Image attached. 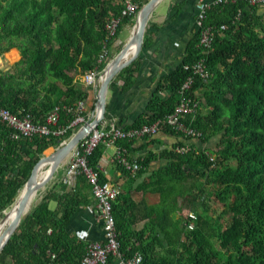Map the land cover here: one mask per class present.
<instances>
[{
	"label": "trees",
	"instance_id": "trees-1",
	"mask_svg": "<svg viewBox=\"0 0 264 264\" xmlns=\"http://www.w3.org/2000/svg\"><path fill=\"white\" fill-rule=\"evenodd\" d=\"M132 1L137 4L134 12L122 14L124 0H0V55L10 48L20 53L9 71L0 72V106L11 112H30L35 121H43L58 105V125L69 123L73 113L65 107L78 100L85 101V115L92 113L96 99L87 104V97L96 86H85L75 76L101 72L119 51L124 43H118L115 51L110 48L122 28L133 25L147 0ZM189 1L194 6L195 23L197 0ZM185 2H173V16ZM111 18H118L113 34L106 28ZM147 24L141 49L150 47V26L156 27L150 19ZM202 24L213 28L210 46L199 44L195 26L180 62L159 77L144 111L130 125L115 121L128 129L163 120L177 104L182 84L192 78L186 93L198 104L182 120L199 131V137L162 123L159 130L184 140L158 154L149 150L135 159L127 151L134 139L115 141L125 148L127 159L138 164L131 173L116 161L118 169L127 173V183L111 209L118 252L122 258L139 253L140 264H264V5L242 1L213 5ZM103 49L106 56L99 62ZM140 61L138 54L108 88L114 89L119 81L121 91L130 88ZM197 61L205 64L206 77L193 72ZM104 119H112L107 104ZM11 132L0 123L1 217L42 152L58 147L74 131L69 128L60 137L36 134L31 138H13ZM216 135L218 140L210 147L186 142L193 137L206 142ZM105 145L100 141L93 148L87 156L89 166L98 168ZM181 146L187 149L178 151ZM153 160L160 164L149 170ZM53 180L9 236L0 251V264H76L83 256L88 241L71 236L66 225L77 209L88 203L91 186L82 173L75 175L72 185L63 178ZM99 181H106L101 172ZM147 194L154 195L157 202L148 203ZM205 197L221 203L219 213L215 208L209 212ZM184 208L195 214L192 228L187 227ZM228 212L235 220L232 232V223L228 226L231 233H225L219 221ZM113 261L116 258L109 253L106 264Z\"/></svg>",
	"mask_w": 264,
	"mask_h": 264
},
{
	"label": "built area",
	"instance_id": "built-area-1",
	"mask_svg": "<svg viewBox=\"0 0 264 264\" xmlns=\"http://www.w3.org/2000/svg\"><path fill=\"white\" fill-rule=\"evenodd\" d=\"M242 1L250 5H264V0H197L195 4L196 15L195 23L199 29V44L207 48L210 46L213 39V28L210 25H203V20L206 16V11L213 5L220 3H228ZM137 4L132 0H124V8L122 14H130L134 12ZM118 18H111L106 24V28L109 34H113ZM220 28H224L223 25ZM107 50L98 55L97 60L100 62L105 59ZM187 68V65L184 66ZM194 73H198L202 77L207 76V71L204 69L202 61H197L192 65ZM100 78V72L92 70L81 77V82L85 86H95L97 79ZM192 78L188 77L180 88V97L175 105L173 111L167 114L163 120H156L151 124H141L137 127H131L123 129L116 125L113 119L100 120L97 126L93 127L75 147L71 150L68 157L67 164L65 165L63 180L72 185L75 179V175L82 173L88 183L91 186V192L96 201L97 213L102 220L103 239L91 240L86 244V249L83 256L78 260L76 264H106L107 255L112 253L117 258V264H140L141 255L136 253L130 258H122L118 252V240L114 228V218L112 215V202L120 192V187L114 183L99 181L98 168L89 166L87 156L91 153L93 148L103 141L106 145L115 144L118 139H138L144 135H154L159 131L162 123L168 124L184 132L186 135L198 136L199 131L186 125L183 122V118L187 114H191L196 108L198 102L186 93V89L190 87ZM67 111L73 113L72 119L67 125H58L57 120L59 117L60 107L55 106L44 118L43 121L34 120L30 112L18 110L17 112H11L7 108L0 106V123L9 127L12 132L11 137L17 138L24 136L31 138L33 135H53L63 136L66 131L71 128L75 132L79 126L85 122V120L93 116V112L85 115L86 105L84 100H78L73 106L65 107ZM73 132V133H74ZM67 140H63V144ZM178 151H184L187 148L184 146L177 147ZM115 160L123 168L131 173H134L138 168L137 162L129 160L123 154L121 147H116L114 154ZM187 218L189 219L187 227L192 228L195 219V214L192 211H187ZM63 264H67L66 262Z\"/></svg>",
	"mask_w": 264,
	"mask_h": 264
},
{
	"label": "crops",
	"instance_id": "crops-1",
	"mask_svg": "<svg viewBox=\"0 0 264 264\" xmlns=\"http://www.w3.org/2000/svg\"><path fill=\"white\" fill-rule=\"evenodd\" d=\"M174 1L179 0H161L160 2L164 3L166 6V10L163 12L157 11V6L154 8L152 19L150 20L156 25V27L150 26L152 29V43L150 47L141 49L139 52L141 58L140 66L135 74L132 86L125 91H121L119 88L121 81H119L114 89L110 90L108 88L107 90V115L122 126L130 125L135 117L144 111L146 101L155 89L157 80L160 76L173 70L180 62L186 42L196 30L197 26L194 23L195 11L191 1L186 0L179 13L173 16L174 10H172L171 5H173ZM110 50L113 51L112 48H110ZM97 88L89 90L87 104L90 99L95 98ZM149 139H155V142L149 143ZM212 139L213 138L202 143L199 138L193 137L187 139L186 142H190L198 148H205L210 147L212 142L214 144ZM177 140L184 139L176 138L169 133L159 130L151 137L134 139V141L129 144V149L127 151L133 159L137 156H143L149 150L158 154L161 149L171 147ZM117 146L119 145H105L97 166L106 181L114 183L119 186L121 190L127 183V173L122 172L117 167L114 156ZM107 147H112V151L108 153ZM121 148L125 153V148ZM155 161L160 160H153L149 165V170L156 169L159 166V164H153ZM64 168L65 167H60L58 170V178H62ZM139 180L140 178H138V181ZM138 181H136L135 184ZM148 196L152 198L154 195H146L148 203H153L149 201ZM141 224L142 222L137 223L136 227H140ZM66 231L71 236L84 241H100L103 239L102 220L97 213L96 201L92 192H89L88 203L80 206L72 215L66 225ZM112 264H117V258Z\"/></svg>",
	"mask_w": 264,
	"mask_h": 264
},
{
	"label": "water",
	"instance_id": "water-1",
	"mask_svg": "<svg viewBox=\"0 0 264 264\" xmlns=\"http://www.w3.org/2000/svg\"><path fill=\"white\" fill-rule=\"evenodd\" d=\"M161 0H147L138 9L134 23V32L125 40L122 47L115 53L104 65L100 72V83L95 95V106L93 116L83 122L78 129L63 144L55 147L48 155H42L33 165L28 178L26 179L19 194L15 198L12 205L6 210L0 219V251L19 225L21 218L28 213V206L34 198L35 194L44 188L54 172L59 168L63 159L71 153V150L91 129L104 119L106 93L110 81L115 75L126 65L131 63L139 54L143 42L147 22L154 8ZM134 44V51L127 57L128 48ZM49 163L47 173L42 179L37 180L36 175L39 167L44 163Z\"/></svg>",
	"mask_w": 264,
	"mask_h": 264
},
{
	"label": "rangeland",
	"instance_id": "rangeland-1",
	"mask_svg": "<svg viewBox=\"0 0 264 264\" xmlns=\"http://www.w3.org/2000/svg\"><path fill=\"white\" fill-rule=\"evenodd\" d=\"M156 10L159 11V12H163V11H165V10H166V6H165V4L162 3V2H160V3L157 5ZM153 12H154V10H153ZM153 12L151 13V16H150V18H149L150 20L152 19V14H153ZM147 26H148V24H147ZM129 28H130L129 25H126L125 27L122 28V30H121L120 33L118 34V38H117V40H115V44L112 46L113 51H115V47H116V45H117L118 43H124L125 40H127L128 35H129ZM118 45H119V44H118ZM12 49L15 50V52H16V55H17L16 58H14L13 52L11 51ZM19 59H20V53H19V51H18L17 48H10L8 51L3 52V53L0 55V72L9 71V70L11 69L12 65H13L16 61H18ZM75 78H76V81H80V79H81L78 75H76ZM99 83H100V79H97L96 88L99 86ZM85 121H86V120H85ZM218 137H219V135H216V136L213 137L212 141H214V144H215V141L218 140ZM67 140H68V139H67ZM214 144H213V142H212V145H211V146H214ZM54 149H55V147H48L47 149H45V150L42 152V155H48V154H50ZM107 151H108V153L111 152V151H112V147H107ZM68 157H69V155L66 156V157L63 159V161H62L60 167H65V165L67 164V161H68ZM153 164H154V165L160 164V161H155ZM60 167L55 171V173H54L55 175H53L52 179L56 180V179L58 178V177H57V172H58V170L60 169ZM64 170H65V168H64ZM63 174H64V173H63ZM52 179L47 183L49 186H50L51 183H52ZM54 180H53V181H54ZM46 187H47V185H46L44 188H42L41 190H39L38 195H37L35 201L32 203L31 207H32L33 205H35V204L40 200V198H41L42 194L44 193ZM43 189H44V190H43ZM153 197H154V196H153ZM153 197L151 198V197L148 196L149 201H150V202H153V203L157 202L156 197H154V198H153ZM205 199H206V203H207V205H208V207H209V212L213 211L214 208H215V213H219V212H220V210L222 209V205H221V203H219V202H215L212 198H209V197H205ZM50 205L53 206V205H54V202H51ZM31 207H30V209H31ZM30 209H29V210H30ZM187 211H188V209H187V208H184V209L182 210L183 215H186V214H187ZM182 213H181V214H182ZM1 218H2V217L0 216V219H1ZM219 221H220V223H221L220 225H221L222 229H226V230H225V233H226V232H228V233L230 232V231H229V228H230V227H228V226H230V224L232 223V228H231V232H232V230H233V226H234L233 223H235V220H234V218H233V221H232V214H231L230 212L225 213L224 215L220 216V220H219ZM231 232H230V233H231Z\"/></svg>",
	"mask_w": 264,
	"mask_h": 264
},
{
	"label": "bare ground",
	"instance_id": "bare-ground-1",
	"mask_svg": "<svg viewBox=\"0 0 264 264\" xmlns=\"http://www.w3.org/2000/svg\"><path fill=\"white\" fill-rule=\"evenodd\" d=\"M176 12V11H175ZM134 30H135V26L134 25H131L130 26V28H129V35H131L133 32H134ZM128 35V37H130ZM150 49V48H149ZM12 51V50H11ZM134 51V44H132L129 48H128V50H127V57L128 56H130L131 54H132V52ZM13 52V55H14V58H15V51L13 50L12 51ZM144 52V51H143ZM205 65V64H204ZM119 89V88H118ZM134 119V118H133ZM125 129V128H124ZM179 131V130H178ZM191 136V135H190ZM199 137V136H198ZM134 141V140H133ZM132 142V141H131ZM203 143V142H202ZM172 145V144H171ZM68 155H70V154H68ZM67 155V156H68ZM62 163V162H61ZM61 165V164H60ZM60 165H59V167H60ZM48 166H49V163L47 162V163H44L43 165H41L40 167H39V169H38V171H37V175H36V178H37V180H39V179H42L43 178V176L47 173V169H48ZM55 173V172H54ZM54 175V174H53ZM52 179V178H51ZM50 179V180H51ZM106 180V179H105ZM44 190V189H43ZM37 195H38V192L35 194V196H34V198L32 199V201H31V203L29 204V206H28V210L30 209V207H31V205H32V203L35 201V199H36V197H37ZM1 230L2 229H0V233H1ZM103 235V234H102Z\"/></svg>",
	"mask_w": 264,
	"mask_h": 264
}]
</instances>
